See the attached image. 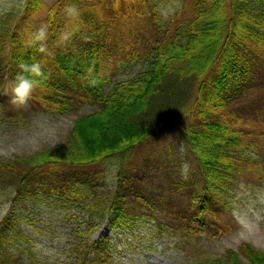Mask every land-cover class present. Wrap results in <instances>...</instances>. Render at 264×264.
<instances>
[{"label": "trees", "instance_id": "16d2710c", "mask_svg": "<svg viewBox=\"0 0 264 264\" xmlns=\"http://www.w3.org/2000/svg\"><path fill=\"white\" fill-rule=\"evenodd\" d=\"M21 3L0 14V87L14 86L20 64L40 60L47 79L17 111L63 115L94 108L78 113L55 143L0 155V203L41 195L79 202L88 219L60 250L61 264H113L106 238L91 239L95 216H110V225L122 229L144 217L142 225L152 221L155 230L148 227L145 236L168 235L174 246L197 253L201 264H264V250L247 241L220 253L203 243L226 232L217 214L225 211L223 201L207 202L206 193L215 198V191L243 175L264 178V0ZM68 4L80 11L74 24L64 15ZM39 10L46 11L42 22L33 18ZM45 23L50 56L29 46L31 33ZM63 31L73 35L57 46ZM174 127L195 165L189 176L197 179L175 210L171 199L167 206L161 198L150 201L155 187L140 182L145 168L153 174L160 169L140 149ZM186 181H176V189ZM12 212L0 213V264H50L36 254L32 233Z\"/></svg>", "mask_w": 264, "mask_h": 264}, {"label": "rangeland", "instance_id": "374dc122", "mask_svg": "<svg viewBox=\"0 0 264 264\" xmlns=\"http://www.w3.org/2000/svg\"><path fill=\"white\" fill-rule=\"evenodd\" d=\"M22 1L0 0V14L13 6L23 5ZM43 1L52 3L55 0ZM33 18L42 22L46 18V11L39 10ZM12 88L10 83H5L0 87V155L30 152L53 144L63 138L78 113L89 112L94 108L93 105H85L78 111L63 115L43 112L23 113V111H17L21 106L12 103ZM181 136L180 128L174 127L140 149V156H148L151 162L155 161L160 165V169L155 174L152 171L148 172L145 168L146 177L140 180L141 184H146L150 188L155 187L151 190L150 201L161 198L160 205L167 206L171 199L174 210L180 204L178 198L182 191L187 193L190 183L197 180L192 175L189 176L195 169V165L191 163V155L185 151ZM168 148L173 149L174 153L167 156L162 155L161 151ZM113 162L115 160L108 163L110 165L109 175L105 180L109 186L115 181ZM183 164L188 165V177L185 186L177 190L175 182L185 179L181 173ZM262 164L264 165V161ZM262 179L243 175L239 182H231L225 189L215 191L216 199L206 193L209 197L207 202L212 204L216 202L217 205L223 201L225 211H219L217 214L224 219L221 224L226 229L220 239L203 238L207 250L220 253L227 247L237 248L240 243L249 242L248 238L241 239L244 233L241 224L233 215V212L238 209L249 214L248 234L256 241V243H249L264 250V232L261 231V226L251 219L252 213L259 209L256 196L257 190L264 189V178ZM151 183H153L152 186ZM199 188L192 195V200L198 197L195 194L201 192ZM169 193L172 194L171 197ZM187 200L185 197V202ZM211 203L208 205L209 208H212ZM81 208L79 202L58 200L56 196L46 197L45 195L36 199L24 200L17 205L11 201L0 203L1 214H11L12 209L15 210L17 216L21 218L20 224L27 228V231L34 237L36 254L45 257L50 264H61L65 254L60 250L74 236L75 226L83 224V221L88 219V213ZM141 208V210H147L146 206H141ZM216 209L218 210L219 207ZM143 220L144 217L140 216L136 220L137 226L122 229L110 225V216L103 221L95 216L94 221L98 225L94 228L91 239L106 238L113 264H201L197 253L194 254L192 251L174 246L170 236L163 235L160 238L145 236L148 231L153 230L154 223L151 221L142 225ZM207 221L209 224L216 223L211 216L207 218ZM148 227L151 229L147 231Z\"/></svg>", "mask_w": 264, "mask_h": 264}, {"label": "clouds", "instance_id": "9594fccd", "mask_svg": "<svg viewBox=\"0 0 264 264\" xmlns=\"http://www.w3.org/2000/svg\"><path fill=\"white\" fill-rule=\"evenodd\" d=\"M118 7V3L114 5ZM174 10V9H172ZM168 12H161V15L166 18ZM64 15L66 16L70 24H74L80 18V11L75 4H68L64 8ZM73 35L72 31H63L59 34L57 40V46L66 44L70 41ZM49 39V26L41 24L31 33L29 46H35L38 53L45 55H52L50 52L47 41ZM20 73L17 74L14 86L12 88V103L23 106L31 99L33 92L40 86L43 80L47 79L46 73L43 71V61L36 60L32 63H22L19 65ZM27 74V75H25ZM188 165L183 164L181 166V173L185 179H187ZM256 201L259 205V209L252 213L251 219L261 226V231L264 232V189L257 190ZM234 217L238 223L241 224L242 232L244 235L241 239L248 238L249 242L256 243L254 239H251L248 234L247 225L249 224V214L244 210H235L233 212Z\"/></svg>", "mask_w": 264, "mask_h": 264}, {"label": "bare ground", "instance_id": "6f19581e", "mask_svg": "<svg viewBox=\"0 0 264 264\" xmlns=\"http://www.w3.org/2000/svg\"><path fill=\"white\" fill-rule=\"evenodd\" d=\"M112 130H113V127H112L111 129H109L108 131H105V133H106V134H109ZM114 135H115V136L117 135L116 132H115ZM94 136H96V135L94 134Z\"/></svg>", "mask_w": 264, "mask_h": 264}]
</instances>
